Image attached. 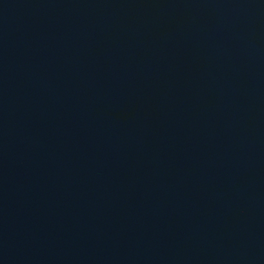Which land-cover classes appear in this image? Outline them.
<instances>
[{"label": "water", "instance_id": "water-1", "mask_svg": "<svg viewBox=\"0 0 264 264\" xmlns=\"http://www.w3.org/2000/svg\"><path fill=\"white\" fill-rule=\"evenodd\" d=\"M0 264H264V0H0Z\"/></svg>", "mask_w": 264, "mask_h": 264}]
</instances>
